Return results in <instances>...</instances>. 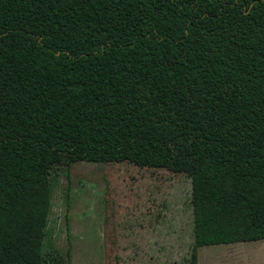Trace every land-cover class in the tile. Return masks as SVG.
I'll use <instances>...</instances> for the list:
<instances>
[{"label":"trees","instance_id":"obj_1","mask_svg":"<svg viewBox=\"0 0 264 264\" xmlns=\"http://www.w3.org/2000/svg\"><path fill=\"white\" fill-rule=\"evenodd\" d=\"M81 161L216 176L239 239L263 240L264 0H0V264L12 209Z\"/></svg>","mask_w":264,"mask_h":264},{"label":"rangeland","instance_id":"obj_2","mask_svg":"<svg viewBox=\"0 0 264 264\" xmlns=\"http://www.w3.org/2000/svg\"><path fill=\"white\" fill-rule=\"evenodd\" d=\"M216 176L75 163L57 177L49 202L12 209L18 260L71 250L72 264H264V239L243 242L226 217ZM231 216V215H229Z\"/></svg>","mask_w":264,"mask_h":264}]
</instances>
